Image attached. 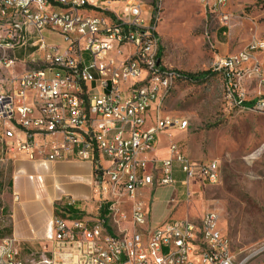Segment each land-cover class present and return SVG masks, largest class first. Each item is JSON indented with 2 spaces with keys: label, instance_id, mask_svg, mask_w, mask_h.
Wrapping results in <instances>:
<instances>
[{
  "label": "built area",
  "instance_id": "2783aa9c",
  "mask_svg": "<svg viewBox=\"0 0 264 264\" xmlns=\"http://www.w3.org/2000/svg\"><path fill=\"white\" fill-rule=\"evenodd\" d=\"M195 1L230 28L231 0ZM157 2L0 0L2 141L31 161L96 166L103 157L110 164L97 183V217L56 216L51 249L27 258L13 236L0 238V264H245L236 262L216 209L199 224L168 220L151 228L149 205L137 200L156 184L170 192L166 207L175 206L222 182L217 161L195 163L176 143L165 158L156 156L160 135L189 127L162 112L182 77L163 62L151 16ZM263 52L264 41L254 38L216 60L230 106L264 115V65L256 57Z\"/></svg>",
  "mask_w": 264,
  "mask_h": 264
},
{
  "label": "rangeland",
  "instance_id": "374dc122",
  "mask_svg": "<svg viewBox=\"0 0 264 264\" xmlns=\"http://www.w3.org/2000/svg\"><path fill=\"white\" fill-rule=\"evenodd\" d=\"M226 12L233 14L230 28L222 27L218 12L195 0H158L151 10L167 69L187 76L205 74L198 80L180 78L164 99V114L189 123L185 131L165 134L166 150L176 143L193 162L217 161L222 171L220 185L194 189L188 201L168 207L177 215L169 220H181L183 211L199 224L206 210L216 209L236 262L264 264V115L230 106L223 76L213 69L218 58L240 52L252 39L264 41V3L231 0ZM53 42L62 43L60 38ZM256 57L264 65V52ZM23 58L18 52L17 59ZM254 89L248 88V100L255 98ZM2 133L0 126L1 207L12 155ZM166 150L160 159L166 157ZM151 190L154 195L167 194L166 200L170 196L169 190L156 184ZM152 202L153 198L150 209ZM165 207L155 202L154 217L159 218ZM6 216L0 211V225L7 226Z\"/></svg>",
  "mask_w": 264,
  "mask_h": 264
},
{
  "label": "crops",
  "instance_id": "0c3cea01",
  "mask_svg": "<svg viewBox=\"0 0 264 264\" xmlns=\"http://www.w3.org/2000/svg\"><path fill=\"white\" fill-rule=\"evenodd\" d=\"M166 143L165 134L160 135L157 157H164L160 153L166 150ZM10 160L11 164L7 169L8 189L1 195L2 207L0 206V211L7 215L8 224H1L0 231L9 229V235L22 246L23 258H27L32 252L51 249L54 218L61 216L57 212L58 208L69 207L73 211V217L93 218L99 215L97 183L110 165L105 158H98L96 166L81 161H31L14 154L10 156ZM177 177L180 180L182 175L177 174ZM166 195H154L152 190L147 189L137 197V200L144 201L149 207L153 198L149 216L151 228L177 216L173 209L165 207L159 218L154 217L155 202L165 204ZM69 202L74 204L68 206ZM180 214L184 216L182 219L190 217L183 211Z\"/></svg>",
  "mask_w": 264,
  "mask_h": 264
},
{
  "label": "trees",
  "instance_id": "16d2710c",
  "mask_svg": "<svg viewBox=\"0 0 264 264\" xmlns=\"http://www.w3.org/2000/svg\"><path fill=\"white\" fill-rule=\"evenodd\" d=\"M180 74H181L182 79H185V80H187V79L198 80L200 76H204L205 77V74H201V75H198V76H187V75L182 74V73H180ZM246 105H250V103H247ZM57 212H58V214H60L63 217H67V216L73 217L71 215V213H73V211L67 206L63 207V208H58ZM106 215H107V211L106 210H102L101 211V218L106 219ZM1 231H0V238H4V237H7V236H10L9 235V233H10L9 229H3Z\"/></svg>",
  "mask_w": 264,
  "mask_h": 264
}]
</instances>
